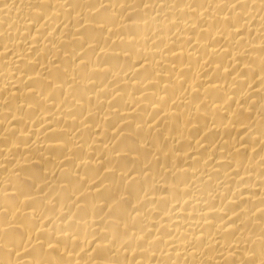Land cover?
<instances>
[{
	"label": "bare ground",
	"instance_id": "6f19581e",
	"mask_svg": "<svg viewBox=\"0 0 264 264\" xmlns=\"http://www.w3.org/2000/svg\"><path fill=\"white\" fill-rule=\"evenodd\" d=\"M0 264H264V0H0Z\"/></svg>",
	"mask_w": 264,
	"mask_h": 264
}]
</instances>
